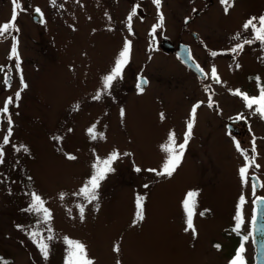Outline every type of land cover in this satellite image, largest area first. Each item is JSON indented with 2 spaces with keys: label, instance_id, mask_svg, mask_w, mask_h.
Here are the masks:
<instances>
[{
  "label": "rangeland",
  "instance_id": "obj_1",
  "mask_svg": "<svg viewBox=\"0 0 264 264\" xmlns=\"http://www.w3.org/2000/svg\"><path fill=\"white\" fill-rule=\"evenodd\" d=\"M230 2L225 13L220 0H161L159 9L153 0H19V31L0 38V107L8 97L17 102L8 112L11 126L5 120L0 124V264H65V238L84 244L93 264H230L241 245L245 264L253 263L249 224L253 198L264 197V118L233 93L239 89L256 96L264 86V45L244 44L253 34L243 28L250 17L264 15V0ZM135 5L145 18L135 14L129 22ZM38 6L46 11L43 26L30 18ZM12 7V0H0V24L10 20ZM161 13L162 25L153 31ZM188 18L192 21L185 26ZM12 36L19 70L15 57L9 58ZM164 37L174 45L189 43L209 74L213 66L222 73L218 83L206 82L212 93L172 53L159 48ZM125 40L131 47L123 91L110 87L95 99ZM238 43L244 47L233 53ZM85 65L97 83L92 92L85 84ZM7 71L9 87L4 83ZM135 71L151 81L139 97L126 82ZM21 75L27 87L21 85ZM199 100L218 107L197 111L180 166L171 177L148 171L160 169L165 158L161 145L170 132L177 144L183 142L191 108ZM121 103L126 106L123 117L117 108ZM238 116L248 122L249 133L227 136V120ZM93 125L96 139L88 133ZM9 127L12 134L4 144ZM113 151L119 153L113 171L101 181L97 199L89 202L80 189L97 158L106 159ZM245 157L250 166L247 183H242L239 169ZM251 174L261 180L257 191L251 189ZM188 191L198 193L195 234L185 231L182 201ZM32 193L41 197L48 220L31 207ZM241 195L243 223L237 232ZM137 196L144 198L143 220L136 218ZM78 205L84 207L83 220ZM41 240L48 244L46 259Z\"/></svg>",
  "mask_w": 264,
  "mask_h": 264
},
{
  "label": "snow or ice",
  "instance_id": "obj_2",
  "mask_svg": "<svg viewBox=\"0 0 264 264\" xmlns=\"http://www.w3.org/2000/svg\"><path fill=\"white\" fill-rule=\"evenodd\" d=\"M56 0H52V3L55 4ZM221 4L225 6L224 10L225 13L228 12L229 8L232 7V3L230 0H220ZM153 3L157 6L159 9L161 0H153ZM12 12L10 20L7 22H4L3 24H0V38H4L5 36L11 35L14 31H19V29L16 27V20L18 16V10L21 9V4L19 3V0H12ZM36 13L41 14V10L39 8L35 9ZM136 14V9L134 8L132 10V13L128 16V21L130 22L132 19V16ZM160 23L153 26V31L156 30V28L160 27L163 22V14H159ZM243 28L245 30H251L253 34V39H245L244 44H252L254 41H259L262 45H264V15H260L259 17H250L248 20L245 21L243 24ZM129 29L131 30V26L129 24ZM13 44L11 47L10 57H15L16 59V68L19 70L20 63H19V53L17 50V41L16 37L12 36ZM244 44H237L234 48L231 49L233 53L238 52L239 50H242L244 47ZM130 47L131 42L128 40L124 41L123 50L120 51L118 58L115 60L114 67L111 69L110 73L103 77V88L105 90L109 89L112 85L113 80L118 78L122 72V69L124 65L127 63L129 53H130ZM213 56L216 55L215 52L212 53ZM197 70L201 71L203 73V69L200 68L199 65H196ZM4 71V66H0V72ZM211 77L219 82V77L217 75V69L215 66L211 68ZM257 79H259L257 77ZM21 84L23 87H27L26 84L23 82V76L20 77ZM5 84L9 83V79L7 78V74L5 76L4 80ZM146 83V81H141V83L137 84V87L143 91V88L141 87V84ZM234 95L240 96L244 102L246 107L249 109L255 108V112L258 113L261 118H264V86H259V94L256 96H249L246 93H242L239 89L235 90L233 93ZM15 98H20V91H17L15 93ZM95 99L100 98V93H97V95L94 97ZM13 103V97H8L5 99L3 106L0 107V113L8 114L9 112V105ZM200 105H194L191 109L190 113V119L187 123V131L184 133L183 142L177 144L176 137L174 132H170L167 138V142L161 145V150L165 153V158L163 159L160 169H149L148 171L154 172L157 176H167L171 177L173 173L176 171V169L180 166L184 150L186 148V145L188 143L189 138L192 134V129L196 117V111L197 108ZM209 106H211V102H209ZM124 116V110L121 109V117ZM241 117L238 116L237 119H240ZM161 119H163V113H161ZM12 121L11 118L8 117V124L11 125ZM89 135L92 137V139H96V133H95V126L93 125L88 129ZM12 134L11 127L8 128L7 134L3 137V143L7 144L9 143V138ZM59 139V138H57ZM254 145V141H253ZM236 148L238 151H241L243 154V150L241 149V146L239 142L236 143ZM253 152H255V147L253 146L252 149ZM124 155H129V153H124ZM119 153L116 151H113L108 158L100 160L97 158V162L93 164V173L91 174L90 178L86 181L84 186L80 189V194L83 195L89 202L94 201L97 199V190L100 187L101 181H103L107 174L111 171H113L111 165L112 163L118 159ZM4 157V151L2 148H0V163L3 162ZM70 160H75L76 157L73 155H68L67 157ZM246 163L244 166H242L239 169V175L241 177L242 183H247L248 180V168L250 166L249 158L245 157ZM136 171H141L140 168H136ZM147 187V185H145ZM256 185L253 184V189H255ZM32 205L31 207L35 208L37 211H43L44 212V219L48 220L50 218V213L46 208L43 207V201L39 195L36 193H32ZM198 193L195 191H188L185 194V198L182 201V207L184 209V212L186 214V228L185 231L191 230L193 234H195L196 229L193 224V216L195 214V206H196V197ZM61 198H63V194H61ZM143 197L137 196L136 198V218L137 220H143L144 219V213H143ZM260 202H264V198H258ZM245 203V198L243 195L239 198V204L237 206V212L235 216L236 225L233 231H239L241 228V225L243 223V213H242V206ZM80 209V215L81 219L84 218V207L82 205H78ZM203 215V213H201ZM256 218L255 216L252 217V223L255 224ZM49 231H51L49 229ZM33 235H36L33 233ZM48 239H52V237H49ZM66 242L68 245V251L67 256L65 259V264H93V261L88 257L85 245L78 242L69 240L67 238ZM247 239V237H245ZM39 249L44 258L46 259L49 254V248L48 244L45 243L43 240L39 242ZM219 248V245L216 246ZM115 251H119V247L117 246ZM244 246L241 245L240 248L236 251V254L234 258L230 261V264H245V260L243 257L244 253Z\"/></svg>",
  "mask_w": 264,
  "mask_h": 264
},
{
  "label": "water",
  "instance_id": "obj_3",
  "mask_svg": "<svg viewBox=\"0 0 264 264\" xmlns=\"http://www.w3.org/2000/svg\"><path fill=\"white\" fill-rule=\"evenodd\" d=\"M135 9H136V14H138L140 17H144V13L141 8L136 7ZM38 16L39 14L36 13V11L32 13V17L35 20L38 19ZM161 48L166 51L174 52L176 57L180 60V62L186 65L191 71H193L200 80L204 81L207 79V75L204 71L202 73L201 71L197 70L196 65L198 64L193 59L190 48L187 44L178 43L175 48L173 43L168 38H165L163 43L161 44ZM141 81H145V78L139 77V83H141ZM213 81L216 80L213 79ZM143 86H145V83L141 84V87ZM197 104L201 106V102H197L195 105ZM234 122L235 121L228 123L227 128L231 129L233 127L232 124ZM242 125L243 126L247 125V122L243 120ZM250 179H251L252 189H253V184H255L256 187L253 190H258L261 187V182L259 178L256 175H251ZM258 198H264V197L257 196L252 201L253 206H252V215L250 218V237L254 248L253 264H264V202H260ZM253 216H255L256 218L255 224L252 223Z\"/></svg>",
  "mask_w": 264,
  "mask_h": 264
},
{
  "label": "flooded vegetation",
  "instance_id": "obj_4",
  "mask_svg": "<svg viewBox=\"0 0 264 264\" xmlns=\"http://www.w3.org/2000/svg\"><path fill=\"white\" fill-rule=\"evenodd\" d=\"M50 2H52V0H49V4H51ZM207 6H209V3L207 4ZM36 8H39L41 10V13H42V22L41 23H35V22H33V20H32V22L35 23V24H37L38 26H43L47 22L46 11L43 8V6L34 7L33 9H36ZM191 21H192V19L190 18L189 19V22L187 24L191 23ZM185 26H186V24H185ZM14 32H17V31H14ZM191 34L193 35V32H191ZM191 51H192V55H193L194 59L200 64V60L196 56L195 51H194L193 48H191ZM105 55H106V50L104 49L102 51L101 57L104 58ZM103 62L104 61H102V63ZM87 67H89V65H85V75H84L85 84L87 86H89L88 92H92V91H95L94 89L96 88L97 83L93 81V78H92V75L91 74H89L87 76ZM183 67L186 68L185 66H183ZM139 75H145V74H140L139 72L135 71L134 74H133V76H132V78L129 79L128 81H126L127 82L128 89H130V90H132V92H134V94H135L134 97H139L140 95L146 93L147 88L151 84V81L148 78V83L145 85V87L143 88V91L141 92V90L137 87V82H138V76ZM221 76L223 77L222 73L220 72V74H218L219 81H221ZM112 85H111V88L110 89H113L115 87L116 88V91H118L119 89H121L123 91V85H124L123 69H122V72H121L120 76L116 79L114 86H112ZM99 86H100V88L97 91H99V93H105L106 90L103 88V81H100L99 82ZM205 87H208L209 88L210 85L208 83H206L205 84ZM209 102L210 101H207V102L206 101H203L201 107L209 106ZM122 104L123 103H121V105H118L117 106V108L119 107V110L120 109H126V106H123ZM209 107H211L212 109L215 110L218 107V105H217V103L211 102V106H209ZM3 117H6L7 118L8 116H7V114L0 113V122L2 121ZM235 119H237V118H230V119L227 120V122L228 121L230 122V121L235 120ZM226 133H227V136L242 137V136H245L246 134H248L249 133V130L243 128L240 123H235L234 124V128H232L230 132H227L226 131ZM250 142H251V144L253 146V139H251Z\"/></svg>",
  "mask_w": 264,
  "mask_h": 264
}]
</instances>
